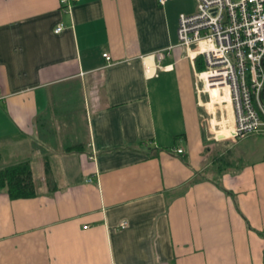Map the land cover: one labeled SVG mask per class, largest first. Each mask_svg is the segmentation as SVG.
Instances as JSON below:
<instances>
[{
    "label": "crops",
    "instance_id": "obj_1",
    "mask_svg": "<svg viewBox=\"0 0 264 264\" xmlns=\"http://www.w3.org/2000/svg\"><path fill=\"white\" fill-rule=\"evenodd\" d=\"M195 2L0 0V170L36 192L0 190V264H264V135L201 175L194 64L169 49Z\"/></svg>",
    "mask_w": 264,
    "mask_h": 264
},
{
    "label": "built area",
    "instance_id": "obj_2",
    "mask_svg": "<svg viewBox=\"0 0 264 264\" xmlns=\"http://www.w3.org/2000/svg\"><path fill=\"white\" fill-rule=\"evenodd\" d=\"M77 1L59 0V4L68 7V2ZM59 31L60 27L54 29ZM174 48L182 50L190 63L199 59L203 65L202 71L194 73L196 94L226 89L231 133L227 137L216 131L213 140L234 142L264 135V0H196L192 14L177 18L176 44L169 49ZM162 55V51L153 53L154 68H161ZM102 57L109 60L106 54ZM225 114L229 118L226 110ZM225 125L224 132L230 128Z\"/></svg>",
    "mask_w": 264,
    "mask_h": 264
},
{
    "label": "trees",
    "instance_id": "obj_3",
    "mask_svg": "<svg viewBox=\"0 0 264 264\" xmlns=\"http://www.w3.org/2000/svg\"><path fill=\"white\" fill-rule=\"evenodd\" d=\"M194 69L197 72L202 71L203 65L199 59L195 60ZM261 104L264 108V101L261 100ZM224 144L226 145L221 150L218 148L210 151L209 166L201 173L202 178L209 176L210 180L214 182L223 173L234 171L236 165L230 144ZM0 190H4L9 199L34 197L36 192L31 180L29 165L24 162L0 170Z\"/></svg>",
    "mask_w": 264,
    "mask_h": 264
},
{
    "label": "rangeland",
    "instance_id": "obj_4",
    "mask_svg": "<svg viewBox=\"0 0 264 264\" xmlns=\"http://www.w3.org/2000/svg\"><path fill=\"white\" fill-rule=\"evenodd\" d=\"M198 84V83H197ZM198 88L200 89V84H198ZM209 98V99H208ZM200 103V104H199ZM198 106L200 108V123L202 124V129H203V133L205 135V138H209L210 139V143L211 144V148H213V150L216 149H220L219 144L224 143L223 141L220 142H216L215 140L212 139L213 133L216 131H221L224 132L226 127V123L227 126H231V117L230 115H228L229 118H226V114H225V110L228 112H230L229 110V105L227 106L225 105H216V104H212L211 102V98L210 95L208 94H200V101H198ZM224 107V108H223ZM225 109V110H224ZM210 133V134H208ZM255 135V134H252ZM251 136V135H250ZM252 146V141H246V147H251ZM242 147V145H240L238 147V149H240ZM212 152V150H211Z\"/></svg>",
    "mask_w": 264,
    "mask_h": 264
},
{
    "label": "bare ground",
    "instance_id": "obj_5",
    "mask_svg": "<svg viewBox=\"0 0 264 264\" xmlns=\"http://www.w3.org/2000/svg\"><path fill=\"white\" fill-rule=\"evenodd\" d=\"M227 100H228V99H227ZM228 105H229V103H228ZM228 107H229V106H228ZM225 132H226L225 135L228 137L229 134L231 133V126H230V128H229L228 130H226Z\"/></svg>",
    "mask_w": 264,
    "mask_h": 264
}]
</instances>
